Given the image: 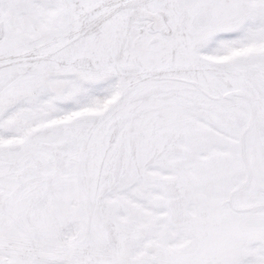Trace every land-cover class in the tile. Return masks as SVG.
I'll return each mask as SVG.
<instances>
[{
	"label": "snow or ice",
	"instance_id": "6c2138e0",
	"mask_svg": "<svg viewBox=\"0 0 264 264\" xmlns=\"http://www.w3.org/2000/svg\"><path fill=\"white\" fill-rule=\"evenodd\" d=\"M0 264H264V0H0Z\"/></svg>",
	"mask_w": 264,
	"mask_h": 264
}]
</instances>
